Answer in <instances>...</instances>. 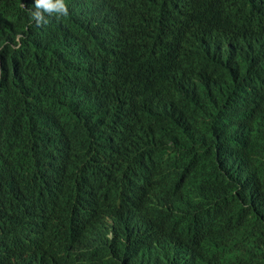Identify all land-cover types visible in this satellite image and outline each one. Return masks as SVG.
I'll return each mask as SVG.
<instances>
[{"label":"trees","instance_id":"1","mask_svg":"<svg viewBox=\"0 0 264 264\" xmlns=\"http://www.w3.org/2000/svg\"><path fill=\"white\" fill-rule=\"evenodd\" d=\"M66 1L0 0V264H264V0Z\"/></svg>","mask_w":264,"mask_h":264},{"label":"clouds","instance_id":"2","mask_svg":"<svg viewBox=\"0 0 264 264\" xmlns=\"http://www.w3.org/2000/svg\"><path fill=\"white\" fill-rule=\"evenodd\" d=\"M75 1L67 2L66 0H35L34 6L35 11L31 12V19L35 21L38 29H42L44 24L48 23L45 18V14L49 16H56L57 18L62 16H68L70 8L73 9ZM94 16L98 14L93 12ZM80 16L84 18V15L80 13ZM110 28L113 32H117L116 28L113 26H107L106 23L102 25V28ZM95 30H90L91 35ZM117 52L111 47H102L91 56L86 58L85 66L88 68H98L102 65L110 63ZM99 125H98V137L97 141L99 143H108L116 135L120 134L127 125L126 117L123 113L115 110H110L109 112H99ZM159 198L162 202V207L159 214L165 210V202L161 194L152 187L145 188L139 197L132 203L129 207V214L136 217H141L144 215L145 209L152 205V201Z\"/></svg>","mask_w":264,"mask_h":264},{"label":"bare ground","instance_id":"3","mask_svg":"<svg viewBox=\"0 0 264 264\" xmlns=\"http://www.w3.org/2000/svg\"><path fill=\"white\" fill-rule=\"evenodd\" d=\"M238 151V150H237ZM112 152V151H111ZM223 154V153H222ZM241 157V156H240ZM229 160V159H228ZM227 161V160H226ZM234 161V160H233ZM193 199V198H192ZM127 213H129V212H127Z\"/></svg>","mask_w":264,"mask_h":264}]
</instances>
